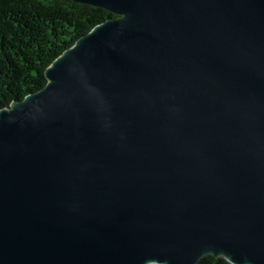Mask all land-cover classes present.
I'll list each match as a JSON object with an SVG mask.
<instances>
[{"label":"water","instance_id":"water-1","mask_svg":"<svg viewBox=\"0 0 264 264\" xmlns=\"http://www.w3.org/2000/svg\"><path fill=\"white\" fill-rule=\"evenodd\" d=\"M115 17L0 109V264H264V0H71Z\"/></svg>","mask_w":264,"mask_h":264},{"label":"trees","instance_id":"trees-1","mask_svg":"<svg viewBox=\"0 0 264 264\" xmlns=\"http://www.w3.org/2000/svg\"><path fill=\"white\" fill-rule=\"evenodd\" d=\"M115 16L71 0H0V109L42 89L44 70L94 26ZM197 264H229L205 256Z\"/></svg>","mask_w":264,"mask_h":264}]
</instances>
